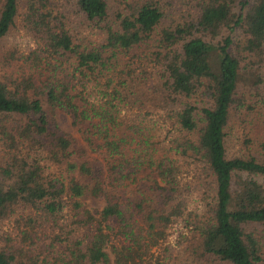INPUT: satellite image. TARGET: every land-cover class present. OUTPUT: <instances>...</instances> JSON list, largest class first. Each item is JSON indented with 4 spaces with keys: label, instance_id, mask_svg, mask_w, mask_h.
<instances>
[{
    "label": "trees",
    "instance_id": "obj_1",
    "mask_svg": "<svg viewBox=\"0 0 264 264\" xmlns=\"http://www.w3.org/2000/svg\"><path fill=\"white\" fill-rule=\"evenodd\" d=\"M188 4L111 23L109 0H0V264H169L173 238L189 264H264V161L226 145L264 84V0ZM19 22L32 43L7 48Z\"/></svg>",
    "mask_w": 264,
    "mask_h": 264
},
{
    "label": "rangeland",
    "instance_id": "obj_2",
    "mask_svg": "<svg viewBox=\"0 0 264 264\" xmlns=\"http://www.w3.org/2000/svg\"><path fill=\"white\" fill-rule=\"evenodd\" d=\"M188 2L189 0H165L166 22L172 23L178 21L182 15H187V12L192 8V5H189ZM109 5L110 22L114 23V15L117 12H121L123 8L122 0H109ZM86 28L84 27L82 30ZM94 32L92 35L96 38L97 30ZM31 43V37L19 22L17 27L13 29L10 37L6 40L5 46L7 48L20 46L23 49H28ZM239 95L244 98L245 105L242 110L240 109L238 113L232 115L229 137L226 144L228 156H254L264 161V149L261 148L264 143V84L257 87L245 81L241 84ZM54 117L58 121L59 126L64 131L70 133L79 146L89 151L77 128L72 125V121L68 117L63 116L61 113L54 114ZM88 158L94 160V155H88L86 160ZM88 205L92 209L102 208L103 203L88 201ZM174 239L172 240L173 244H171L174 250L170 257H166V260L169 264H189L186 256L181 253V248L174 242Z\"/></svg>",
    "mask_w": 264,
    "mask_h": 264
}]
</instances>
